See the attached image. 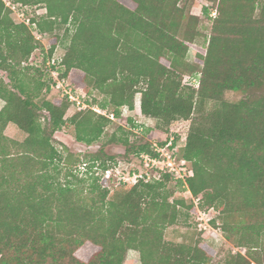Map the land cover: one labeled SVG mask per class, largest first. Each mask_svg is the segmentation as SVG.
Instances as JSON below:
<instances>
[{
    "label": "trees",
    "instance_id": "obj_1",
    "mask_svg": "<svg viewBox=\"0 0 264 264\" xmlns=\"http://www.w3.org/2000/svg\"><path fill=\"white\" fill-rule=\"evenodd\" d=\"M190 1L0 0V71L9 80L0 77V264H123L131 249L141 264L213 262L201 240L165 237L186 205L170 199L166 181L173 175L139 177L111 194L99 177L75 172L74 155L56 147L55 132L74 124L76 139L92 144L112 120L91 108L66 117L67 97H42L52 83L29 60L44 44L16 21L12 5L45 9H33L28 18L37 33L49 35V58L68 40L63 73L52 68L65 78L82 70L105 98L92 104L118 119L122 107L134 110L139 92V112L161 130L189 121L180 157L192 172L184 180L193 196L188 206L217 210L225 237L239 249L215 264H264V0H208L217 15L196 55L197 88L183 82L184 70L196 69L185 63L198 34L199 15L186 10ZM202 10L210 14L208 6ZM188 18L191 29L179 37ZM231 92L242 96L230 99ZM8 126L24 138L10 137ZM113 140L128 153L158 155L150 142ZM104 157L110 156L100 149L90 160Z\"/></svg>",
    "mask_w": 264,
    "mask_h": 264
},
{
    "label": "rangeland",
    "instance_id": "obj_2",
    "mask_svg": "<svg viewBox=\"0 0 264 264\" xmlns=\"http://www.w3.org/2000/svg\"><path fill=\"white\" fill-rule=\"evenodd\" d=\"M5 1L7 4L11 3V0ZM204 5L209 7L210 14L206 15L203 13L202 7ZM186 6L187 12L191 11V13L199 15V19L196 21V31L198 33L196 37V44H193V46L189 48L185 57L186 65L191 64L195 66L196 69L193 68L192 70H189V68H187L184 70L183 82L185 81L187 83H192L197 88L200 85L201 72L200 66L197 65L198 63L196 61V55L199 46L204 47L207 45V41L211 33L213 18L216 17L217 10L216 3L208 0H191L190 2L186 3ZM12 9L13 16L16 21L25 20L26 22L28 20V16L34 12L33 9L37 10L36 13H43L45 11L44 8L37 9L34 6L29 5L20 7L18 5H12ZM191 22L192 21L190 18L185 19L179 30V37H182L185 31L191 29L189 25ZM29 26L38 37L39 33H37L36 26L34 24L32 25L31 23ZM61 32H63V29ZM39 39H41L43 42L44 49H37L29 61L32 63V66L42 69V73L46 82L51 81L53 84L55 82L54 76L50 73V76L53 77L52 80L47 71L53 69L52 65L59 66L61 57L65 53L68 40L60 43L53 55L55 64L51 62V65H49L47 62L49 58L48 49L50 46L49 35L42 34ZM60 71L63 73V66L60 67ZM31 72L35 74V77L40 76V72L36 71L35 69ZM1 76L6 81H9L6 72L0 71V77ZM67 80L68 81L62 83L60 89L51 87L47 91L43 90L41 92L42 97L49 99L53 98L54 96L62 97L60 91L69 93L72 89V91L79 92V95L83 97L84 101L87 99L91 103H88L89 105H96L92 104L94 103L93 99H96L100 102L105 101L103 95L98 94L89 86L82 70H72L68 74ZM27 81L28 83H31V86H33L35 83V81L32 79L30 80L27 78ZM241 96L242 94L232 92L227 94L228 98L234 100L239 99ZM140 98L141 94L139 92L136 93L134 110H129L126 108V106L122 107V110L120 109L121 114L119 115V118H116L115 121L109 122L104 128L101 137L92 144H87L76 139V129L74 124H69V126H65L57 130L54 134L53 143L56 145V147L62 150L63 146H67L70 149V152L74 155L73 159L75 162L73 163V168L75 169V172L84 177H99V182L103 186L108 187L111 191V194L114 191L121 189L122 185L124 184L132 185L134 180L131 176L133 175L134 171L141 173L150 172L152 179L156 178L154 177L155 175L159 177V175L156 174L155 168H150L145 165L144 159L141 156L142 153H128L125 150L124 145L118 140H113V137L119 139L128 136L130 144L136 142L140 144L150 142L152 145H154V143L163 145L169 142L171 137L175 135L176 139L173 147H175L177 150L176 154L178 157V162L181 161L180 157L182 148L186 142L189 121L180 122L171 127L168 131L161 130L157 126V121L155 118L146 116L139 112L138 108L140 107ZM3 105H5V102L0 98V109L3 108ZM78 110L79 109L76 106L70 104L66 113V117H71ZM41 114L44 117L48 115L47 111L45 110H42ZM139 125H142L143 129H139L140 131H137L136 127ZM6 133L10 137L16 138L18 140H22L24 138V134L16 127L8 126ZM100 149H103L106 155L110 157H104L98 160H90L92 155L98 152ZM104 166L108 168L109 171H106ZM185 168L188 170L187 165H185ZM129 177L130 179H128ZM62 179L65 180L64 177H62ZM180 179L169 178L166 181L169 191H173V195L170 199H185L186 202V205L179 207L180 216L178 221L175 224L167 227L165 230L166 239L178 242H183L185 240L188 242L191 240H201L210 247L211 252L213 253V262L211 264H215L217 261L223 259L226 253H228L230 250H239L225 237L220 227L221 224L219 212L217 210L201 207L202 209L199 210H201L202 213L200 214L198 210L189 208L188 205L192 203L193 196L187 189V185L184 183L183 178ZM197 202L198 199L196 200V204ZM204 209H206V212ZM213 220H215V224L212 222ZM123 264H141L139 252L134 249L129 250Z\"/></svg>",
    "mask_w": 264,
    "mask_h": 264
},
{
    "label": "built area",
    "instance_id": "obj_3",
    "mask_svg": "<svg viewBox=\"0 0 264 264\" xmlns=\"http://www.w3.org/2000/svg\"><path fill=\"white\" fill-rule=\"evenodd\" d=\"M27 19H28L27 22L25 20L23 22H25L26 24L29 25L30 19L29 18H27ZM39 34H38V37L36 35V37L38 39L42 36V34H40V35ZM47 62L49 65H51V62L53 64H55V59L53 57L49 58ZM51 74L54 76V79H55V82L53 84H51L52 88L56 87V88L60 89L62 83L65 81H68L67 78L60 76V72L58 69H52ZM184 83L193 85L192 83H187L185 81H184ZM60 92H61L62 98L67 97L68 100L70 101V103L73 106H76L79 110L91 108L94 111H96L97 113L105 115L106 117H108L112 121L116 120V114L113 111H110L108 109H104L97 104L96 105H89L88 103H86V101H84L79 96H77L74 93V91H72V89L69 93L68 92L64 93L63 91H60ZM126 108L130 110V108H128L127 106H126ZM139 129H141V130L143 129L142 125H139L138 127H136L137 131ZM175 137L176 136L173 135L171 137V139L169 140V142H167L166 144H163V145H161V144L159 145L157 143H154L153 149L155 152L158 153L157 156H152L151 154H148V153H142L141 156L144 159L145 165L147 167L155 168L157 175L160 176L162 174V172H166V173L173 175L177 179L183 178V180H185L186 176H188V174H191L192 172L189 169L186 170L185 165L187 162L185 159H181V161L178 162V157L176 154L177 150L175 147H173L175 139H176ZM106 171H109V169H107ZM131 177L133 178L134 181H136L139 177H146L147 179H150L152 177V175L150 172L141 173V172L134 171L133 175ZM128 179H130V177ZM128 179H125V180H128ZM199 212H200V214L202 213L201 210H199Z\"/></svg>",
    "mask_w": 264,
    "mask_h": 264
},
{
    "label": "crops",
    "instance_id": "obj_4",
    "mask_svg": "<svg viewBox=\"0 0 264 264\" xmlns=\"http://www.w3.org/2000/svg\"><path fill=\"white\" fill-rule=\"evenodd\" d=\"M4 106V105H3Z\"/></svg>",
    "mask_w": 264,
    "mask_h": 264
}]
</instances>
